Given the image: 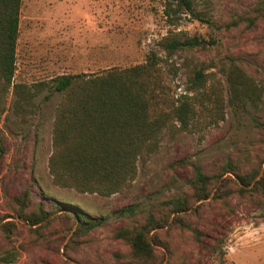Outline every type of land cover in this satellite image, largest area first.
<instances>
[{"label": "rangeland", "instance_id": "374dc122", "mask_svg": "<svg viewBox=\"0 0 264 264\" xmlns=\"http://www.w3.org/2000/svg\"><path fill=\"white\" fill-rule=\"evenodd\" d=\"M257 3L264 0H192L193 10L203 13L202 21L182 13L171 24L164 0H20L13 83L29 86L60 73L123 68L143 62L149 51L164 59L156 42L169 31L197 34L211 44L168 58L176 67L174 96L185 92L191 68L201 67L204 82L193 121L174 136L164 135L144 162L136 161L129 185L109 196L79 193L51 181L47 158L59 92L43 88L18 108L12 87L0 89V223L14 222L8 235L0 230V264H135L113 232L141 224L148 212L166 214L162 200L188 192L195 169L212 175L226 161L239 171L259 161L253 180L263 173L264 15L254 11ZM246 16L253 18L250 26ZM231 62L258 88L257 100L242 109L227 102L221 70ZM214 96L221 101L216 116L209 109ZM227 176L235 179L228 171L221 173L208 198L185 211L195 208L185 216L187 228L165 224L148 232L156 230L166 244L153 245L160 256L157 264H264V193L237 191L228 181V193L214 198ZM24 191L30 203L40 201L52 211L45 219L75 208L101 223L75 238L67 250L63 245L76 222L67 229L69 223L62 218L51 221L33 241L29 224L13 214L14 198ZM126 206L131 213L119 215Z\"/></svg>", "mask_w": 264, "mask_h": 264}, {"label": "trees", "instance_id": "16d2710c", "mask_svg": "<svg viewBox=\"0 0 264 264\" xmlns=\"http://www.w3.org/2000/svg\"><path fill=\"white\" fill-rule=\"evenodd\" d=\"M19 5L20 0H0V89L12 87L14 105L18 108L27 104L43 88L60 93L53 111L51 152L47 158L52 183L60 188L100 196L122 190L134 177L136 161L144 162L157 149L164 135L171 137L178 131L186 130L198 112L195 103L199 102V89L204 82L201 67L191 68L185 92L174 96L171 83L176 67L168 62V58L180 50L203 49L211 44V40L197 34L187 35L181 30L169 31L156 42L164 53V59L149 51L143 62L127 67L112 66L89 73H60L50 77L49 81L28 86L12 82ZM253 9L264 15V4L257 3ZM164 11L171 24L182 13L202 21L200 16L203 13L193 10L192 0H164ZM244 21L246 26H250L253 18L246 16ZM221 71L228 87L227 102L234 109H242L257 100V86L236 64L231 62ZM211 101L209 109L216 116L221 110V101L216 96ZM259 163L254 162L248 170L239 171L226 161L219 172L212 175L195 169L188 181V192L162 200L166 214L148 212L141 224L120 227L113 232V236L127 245L129 257L135 264H157L160 256L153 245L160 244L166 248V244L156 230L151 235L149 231L165 224L170 228H187L185 216L193 214L195 208L189 213L185 211L193 202L208 198L219 175L226 171L235 179L227 176L220 180L214 198L228 193V181L236 185L237 191L251 189L264 193V171L253 180L258 173ZM14 201L13 214L29 224L27 230L33 241L56 218L68 222L67 229L76 222L63 245L64 250L72 247L75 238L101 223L100 219L88 217L75 208L45 219L52 211L47 210L40 201L30 203L25 191ZM124 211L130 214L131 206L123 207L118 214L123 215ZM170 214L173 215L168 222ZM13 228L12 220L0 223V230L5 235L11 233ZM0 260L4 258L0 257Z\"/></svg>", "mask_w": 264, "mask_h": 264}, {"label": "water", "instance_id": "95a60500", "mask_svg": "<svg viewBox=\"0 0 264 264\" xmlns=\"http://www.w3.org/2000/svg\"><path fill=\"white\" fill-rule=\"evenodd\" d=\"M74 227V226H73ZM64 257V259H66V260H68L65 256H63Z\"/></svg>", "mask_w": 264, "mask_h": 264}]
</instances>
